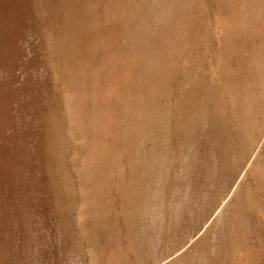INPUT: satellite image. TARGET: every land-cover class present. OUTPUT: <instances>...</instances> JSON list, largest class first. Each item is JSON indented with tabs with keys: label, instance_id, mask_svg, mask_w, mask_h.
Wrapping results in <instances>:
<instances>
[{
	"label": "rangeland",
	"instance_id": "obj_1",
	"mask_svg": "<svg viewBox=\"0 0 264 264\" xmlns=\"http://www.w3.org/2000/svg\"><path fill=\"white\" fill-rule=\"evenodd\" d=\"M0 264H264V0H0Z\"/></svg>",
	"mask_w": 264,
	"mask_h": 264
}]
</instances>
